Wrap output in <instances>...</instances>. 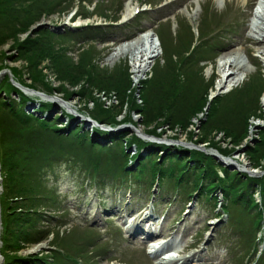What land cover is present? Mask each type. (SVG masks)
I'll list each match as a JSON object with an SVG mask.
<instances>
[{
	"label": "trees",
	"instance_id": "16d2710c",
	"mask_svg": "<svg viewBox=\"0 0 264 264\" xmlns=\"http://www.w3.org/2000/svg\"><path fill=\"white\" fill-rule=\"evenodd\" d=\"M75 1L0 0V47L10 44V49L28 62L29 66L26 67L31 71L43 58L50 59L58 79L70 85L80 83L85 76L80 95L87 99L91 100L94 89L114 90L116 93L127 90V75L121 79L115 71L108 72L94 64L98 52L91 41L93 35L101 33L100 28H64L57 32L47 27L32 30L42 17L71 11ZM77 3L80 4V1ZM87 13L76 9L74 14L85 17ZM209 22L201 23L202 26L198 28L201 41L195 46H192L193 31L187 32V27L180 25L179 36L186 37L180 46L182 50L173 45V37L168 39L161 30L156 32L164 58L161 63L155 62L150 76L142 82L140 97L144 104L137 110L144 124L164 117L170 124L179 123L187 127L191 117L206 105L208 89L213 83L204 79L200 62L212 61L220 45V39L206 31ZM81 40H84L81 46L85 47L86 43V48L79 52L75 61L69 54L71 45ZM251 76H254L252 80L240 88L211 100L207 118L200 126V131L204 133L200 132L196 142L207 141L228 154L214 141L208 140L210 132L224 129L234 144L242 141L247 132L249 116L258 115L255 110L264 83L259 74ZM31 78L42 83L45 91L51 93L52 88L46 82L32 75ZM12 80L39 90L31 83L19 80L13 72L12 76L8 74L4 77L0 86V92L5 93L0 98V143L5 137L18 134L16 140L9 141L5 148L0 145V156L3 157L1 166L7 179L15 174L20 179L4 186V201L1 200L3 264H77L80 259L88 260V245H92L94 254L104 248L101 234L90 227H85L83 235L73 236L71 231L62 235L58 229L53 231L47 226L56 216L51 210L60 208L53 189L44 180L48 168L54 164H65L74 173L86 176L88 184H93L98 191H104L108 186L115 190L130 189L132 182L140 185L145 180L150 181L149 184L157 181L160 191L169 187L188 199L194 195L203 197L215 207V193L220 190L225 200L223 211L227 213L230 223L239 233L247 235L246 250L242 249L244 244L241 241L245 254L233 263L244 264V258L255 247L253 237L264 214V176L249 177L230 171L211 155L199 150L144 142L133 134L128 136L125 131L108 132L93 127L90 133L83 121H78L75 115L64 109L55 115L50 113L53 103L39 97L35 100L38 105L33 111H28L25 106L32 103L31 97L16 87ZM116 107L113 112L99 107L95 111L102 114L90 116L99 123L115 126L119 122L116 115L121 110L120 106ZM147 132L156 136L161 134L154 130ZM123 142H126V147ZM132 144L136 145V153L130 155L126 149ZM141 149L145 150L144 154H141ZM160 151L163 153L159 154ZM247 154L249 157H264V129ZM4 163H7V168ZM131 164L133 167H129ZM256 186L260 187V205L252 196ZM58 222L61 224L55 227H61L62 221ZM49 234L53 236L54 243L51 259H46V255L20 254L27 244L40 242ZM96 243L98 246H95ZM257 262L264 264V256Z\"/></svg>",
	"mask_w": 264,
	"mask_h": 264
},
{
	"label": "rangeland",
	"instance_id": "374dc122",
	"mask_svg": "<svg viewBox=\"0 0 264 264\" xmlns=\"http://www.w3.org/2000/svg\"><path fill=\"white\" fill-rule=\"evenodd\" d=\"M79 1L80 4L77 3L78 0L75 1L73 8L68 13H55L49 17H42L36 25L32 27V30L37 28L41 29L42 27H39V25L42 23H46V27L54 31H62L64 26L75 27L76 24H79V22L82 23L81 21L83 20L79 17L73 20V13L76 12V9L85 10L88 12V15L92 16L88 18V20H84L86 23L91 22L92 19L95 23H101L102 21L114 22L116 20L114 22L115 25L110 27L104 37L111 38L112 41L105 43L96 42L94 43L95 45L93 44L95 51L98 52L94 64L108 72L115 71L116 76H120L121 79L125 78V75H127L125 79L126 83H128V89L118 93L114 90L104 93L103 91L98 92L99 90L94 89V91L91 92V100L87 99L88 97L80 95V90L86 80L85 76L80 83L70 85L68 82L58 79L59 77L54 70L51 60L45 58L40 61L37 67H34L35 69L33 68L32 71L34 72L32 73L31 69L26 67L29 66L27 65L28 62L18 57L16 52L10 49V44H5L0 47V86L2 85L4 77L8 74L12 76L13 72L22 82L31 83L37 87V89L40 90L39 92L42 91L46 95L55 97L60 96L62 99L66 100L69 104L68 107H70L72 113L76 115L84 117L86 114L83 113H87L88 115L102 114V112L95 111L98 110L99 107L113 112V110L117 108L116 106H120L119 108L121 110L118 115H116V120L119 121L117 123L121 127L126 128L128 125L132 126L136 123L138 125L136 128H140L142 131H162L163 134L170 135L172 138L180 141L196 140L198 139L197 136L199 137L201 133H204L203 130L200 131V126H202L201 124L206 120L209 108L207 111L202 109L204 118L206 115L205 120L202 121L201 115L198 114L190 119V124H188L187 127L179 123L170 124L165 121L166 119L164 117H159L155 119L157 121L154 120L149 124H144L142 122V115L140 111L137 110V108H141L144 104L140 97L143 85L142 82L150 76L156 61L160 63L163 62L164 53L161 51V46L159 44V53L151 59L148 69L143 72L138 79H136L134 75L135 71H133V64L136 60L134 58V53H136V50L131 48L117 57L116 55L110 59L107 57L116 53L114 48L124 41L139 40L140 42H146V39L142 37L144 34H141V31H145V34H148V32L151 31L156 33L161 30V33L168 39L169 37H173V45L177 49L180 48V50H182L181 47L186 37L185 35L179 36L181 32L180 25L187 27V32L193 31L194 39H197L199 35L197 28L202 26L201 23L204 25L206 21H210L206 31L220 39V45L218 46L219 50L212 61L209 62V60H205L200 62L204 79L208 81L212 80L213 84L211 88L214 89L217 80L220 78V66L218 65L219 56L226 52H230L235 47L240 48L241 59L243 58L244 63L249 69L244 78L236 85L232 86L231 90L240 88L245 82L252 80L254 76L251 75L254 73L259 74L264 82V56L262 54L264 44L258 42V35L253 33L255 26L250 19L253 11L249 9L253 4V0H150L152 3L163 1L161 5L155 9L150 8L148 5L149 0ZM145 1L146 4H142ZM256 1L257 0H254V3ZM129 3H131V7L140 4L139 8L145 11L133 21L123 23L127 17L124 15L126 13L125 8ZM257 18L258 21L264 20L263 8ZM140 42L134 43L135 46H139ZM81 43L82 42H78L71 45L72 50L69 54L75 61L79 57V52L86 48V45L85 47L80 46ZM254 64L255 66H253ZM259 70L261 74L257 72ZM31 75L46 82L48 87L52 88V94H49L47 92L48 90L45 91L43 84L32 79ZM262 84L263 88L257 100L258 108L255 110V112L260 115H264L262 100L264 83ZM211 88L208 89L207 98ZM57 89L61 91H57ZM26 92L30 95L32 100L37 99V92H32L31 90H26ZM228 92L221 95L227 94ZM3 94H5L4 91H1L0 98L4 96ZM50 96H44V98H42L49 99L51 98ZM54 104L55 108L52 110V114L54 115L60 113V109H66L60 102L56 101ZM27 106L28 110L33 109L30 104ZM33 106H36V104H33L32 107ZM79 110L81 112H79ZM253 116L254 115H250L247 120L248 124L252 123V126L247 124L248 130L250 127L251 129L255 128L253 127L254 123H264L263 117L260 118L261 120L257 121L256 118H252ZM262 128L260 130L255 129L249 139L246 137L237 144L232 142V137L226 135L224 129L210 132L208 140L214 141L220 149H225L228 155H232V159H235L238 155L239 159H235L234 165H241L238 166L240 168L242 167L243 161L249 167L251 165H253V167H264L263 156L249 157V154H247V150L251 148V146L254 147L256 144L255 141L260 139ZM130 132L132 131L130 130ZM13 135L12 137L10 136L2 139L0 145L5 148L9 141L16 140L18 134L13 133ZM187 145L191 147L189 144ZM209 147H213V145L208 144V146H206V148ZM188 150L195 149L190 148ZM2 158L3 157L0 156V234L3 222L1 220V200L4 201V186L10 182H18L20 180L19 176L16 174L13 175L11 179L5 177V172L1 166ZM252 160L258 162H252ZM4 166L7 168V163H4ZM236 166H232V168H236ZM244 168L246 171V165H244ZM241 170L243 171V169ZM47 175L46 180L56 189L58 198L61 199L62 205L66 210L65 213L63 212L61 214V219L65 221L64 225L55 227L57 225L56 221H52V223L47 226L53 231L58 229L59 233L62 235L71 231L73 236H80L83 235L86 229L84 225L92 223L103 235L104 238H102L101 241H104V239L108 240L110 246L105 253L103 251L99 254V251H95L94 254L92 245H88L86 250L87 255L93 258L90 260L93 261V264H157V256H151L147 253L146 240L143 239L145 234L141 233V230L140 232H134L137 227L140 229L144 228L145 230H149V227H151L153 230L157 231L156 237H160L159 239H161V236H169V238H172L176 235V232L178 235L182 234L180 239L171 244L170 249H173L172 253L175 255L178 254V256H189L195 253L194 258L184 261L183 264H225L226 241L224 238L229 235V228L223 226L221 227V232L218 233L216 230L220 225L216 226L215 228L217 229L213 232V236L208 238V228L210 229L212 224L207 220L211 218L210 216L213 213L209 203L202 202L198 203L196 206L192 204V207L189 205L187 207L189 212H187L188 209H186L183 215L177 217L178 210L182 205L180 201L169 204V199L161 195L156 197L154 205L148 204L147 202L145 203V199L150 192V190L145 188L140 190L143 194L137 193L130 202L128 194H114L113 191L109 189L103 194L98 195L94 192L93 187L88 188L85 182H81V180L74 175L71 170L67 169L66 166L55 165ZM101 203L105 204L104 209L101 207ZM144 204H146L145 208L139 213V216H137L135 210L137 207ZM144 216L150 217L149 222H147L145 226L140 222V219ZM56 217L60 218L59 216ZM218 218L212 220H217ZM221 218H223L224 221L226 220L223 215L220 216V219ZM173 219H178L180 222L172 223ZM40 224V226H42L43 223L40 222ZM158 228L160 229L159 233ZM173 230L175 231L174 233ZM52 243L53 236L49 234L40 242L27 244L20 251V254L46 255V259H51L53 255ZM1 245L2 241L0 238V264H3L4 260L2 258ZM95 246H98V243H96ZM48 256H50V258ZM181 261L182 260H180V262Z\"/></svg>",
	"mask_w": 264,
	"mask_h": 264
},
{
	"label": "bare ground",
	"instance_id": "6f19581e",
	"mask_svg": "<svg viewBox=\"0 0 264 264\" xmlns=\"http://www.w3.org/2000/svg\"><path fill=\"white\" fill-rule=\"evenodd\" d=\"M134 9L135 6L131 7V3H129L125 8L126 13L124 15L125 16L131 15L130 13ZM257 11L258 10H256L253 13V17H252L255 26V29H253V33H256L258 35L257 36L258 42L264 44V20L258 21L257 16L259 13L257 14L256 13ZM155 36L156 34L151 31L148 32V34H146L145 36H142L146 39V42H140L139 40L122 42L114 48V51L116 53L109 55L107 58L110 59L114 55H116L117 57L118 55L124 54L126 51H128L131 48L133 50H136V53H134L135 54L134 58L136 60L133 64V68H134L133 71H135V77L136 79H138V77L141 76V74L148 69L151 63V59L159 53L158 44L156 43ZM138 42H140L139 46H135L134 43H138ZM239 49H240L239 47H235L230 52H226L219 56L218 65L220 66V78L217 80L213 91H220L227 89L229 87L231 88L232 86L236 85L244 78L249 67L246 66V64L243 61V58L241 59V53H240L241 50ZM262 54L264 56V48L262 50ZM55 99L56 101L60 102L57 98ZM262 100L264 106V93L262 96ZM226 161L228 160L226 159ZM142 221L145 222L146 218L145 217L142 218ZM181 259H187V257L184 256L179 257L178 255L172 253L166 257H162L159 261V264H178L179 260Z\"/></svg>",
	"mask_w": 264,
	"mask_h": 264
},
{
	"label": "water",
	"instance_id": "95a60500",
	"mask_svg": "<svg viewBox=\"0 0 264 264\" xmlns=\"http://www.w3.org/2000/svg\"><path fill=\"white\" fill-rule=\"evenodd\" d=\"M41 26H46V23H42L41 25H39V27H41ZM217 93V92H216ZM211 98V97H210ZM209 98V99H210ZM57 99L61 102V103H63L64 105H68V103L66 102V101H64L63 99H61V98H58L57 97ZM209 106V101H208V103L206 104V107H208ZM131 126H127L126 127V129H129V130H131ZM106 129H108V130H111V128H109V127H106ZM198 148L200 149V150H203V151H208L212 156H214L216 159H218V160H221V156H220V154H218L217 152H216V150H213V151H211V149H206L205 147H200V146H198ZM222 163H225V162H222ZM231 167H232V165H231ZM264 172V171H263ZM256 172L255 171H253V174H255Z\"/></svg>",
	"mask_w": 264,
	"mask_h": 264
}]
</instances>
